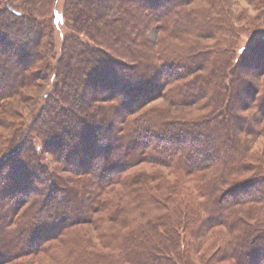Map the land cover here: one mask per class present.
Instances as JSON below:
<instances>
[{
	"label": "trees",
	"instance_id": "obj_1",
	"mask_svg": "<svg viewBox=\"0 0 264 264\" xmlns=\"http://www.w3.org/2000/svg\"><path fill=\"white\" fill-rule=\"evenodd\" d=\"M52 1L0 10V126L17 116L7 101L56 78L0 152V264H264V166L239 115L252 88L236 43L201 47L222 35L198 0H67L74 34L55 55L36 16ZM202 101L204 115L170 114ZM143 164L156 169L132 173Z\"/></svg>",
	"mask_w": 264,
	"mask_h": 264
},
{
	"label": "rangeland",
	"instance_id": "obj_2",
	"mask_svg": "<svg viewBox=\"0 0 264 264\" xmlns=\"http://www.w3.org/2000/svg\"><path fill=\"white\" fill-rule=\"evenodd\" d=\"M6 2L7 0H0V10L4 8ZM66 2L67 0H53L51 4H48V10L45 13L40 14L39 12L36 14L39 21L47 22L45 26L49 23L50 29L46 28L45 32L49 30L53 34L55 55L61 53L66 38L74 34L71 21L66 15ZM261 2L257 4L254 0H217L216 4H211L208 0H198L191 6V10L196 9L201 14L209 13L214 24L218 28H221L220 31L217 30V34L222 35L219 40L216 39V32H214L212 37L206 38L207 36H211L210 34L205 35L204 38H200L198 42L202 48L215 52L219 50L224 51L228 46L224 39L232 40L236 43V46L233 48L236 54L234 63L236 64L238 60H243L245 65L243 70L245 86L250 85L252 88V92L248 93V91H244L241 94L242 100H245L246 103L249 100L251 102L248 106L241 105L242 109L239 111V115L251 124L250 133L246 135L249 148H251V162L264 166V112H262L261 106H259L260 102L264 100V73H262L264 70L260 71V68H264V0H261ZM13 5L17 9L14 10V7H11L10 9H13V13L24 12L21 10V7L19 8L21 4H18V6ZM231 25L235 27L234 34L230 33ZM0 34L5 35V32L0 30ZM149 35L152 40H155L158 31L152 29ZM82 38L85 37L83 36ZM55 84L56 78L53 73H43L41 78L37 79L31 87L23 90L19 97L6 102L15 110L17 116L14 119L11 117L7 118V122L4 120V123L0 126V152H2L3 147L7 144L9 137L13 133V127L10 124L15 126L21 121L22 123H29L33 117L39 116L43 112L46 103L54 97L53 87ZM253 95L254 100H252ZM0 104H2V101H0ZM204 104L205 102L202 101L199 105L195 106L173 107L170 109V114L173 117L195 118L209 111V108ZM167 106L168 102L166 100L159 99L148 107L166 108ZM45 160L52 168L60 166V163L50 154L45 155ZM155 169L143 164L134 168L132 173L140 170L153 172ZM164 172L166 173V171ZM168 179L172 181L173 178ZM83 228L89 231L90 236L95 237L98 234L92 230V226L85 225ZM22 261H29L31 263L33 259L24 258Z\"/></svg>",
	"mask_w": 264,
	"mask_h": 264
}]
</instances>
